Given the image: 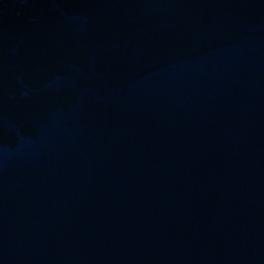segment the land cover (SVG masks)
<instances>
[{"label": "water", "instance_id": "95a60500", "mask_svg": "<svg viewBox=\"0 0 264 264\" xmlns=\"http://www.w3.org/2000/svg\"><path fill=\"white\" fill-rule=\"evenodd\" d=\"M0 264H264V0H0Z\"/></svg>", "mask_w": 264, "mask_h": 264}]
</instances>
